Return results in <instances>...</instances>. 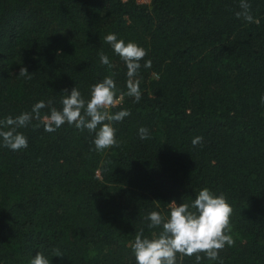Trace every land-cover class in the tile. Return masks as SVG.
<instances>
[{
    "label": "trees",
    "instance_id": "trees-1",
    "mask_svg": "<svg viewBox=\"0 0 264 264\" xmlns=\"http://www.w3.org/2000/svg\"><path fill=\"white\" fill-rule=\"evenodd\" d=\"M248 2L252 22L235 15L239 0H0V121L40 100L59 109L74 86L87 99L110 72L126 92L109 33L151 60L141 61L140 101L111 109L130 111L114 124L119 146L97 152L93 133L35 120L19 129L27 148L0 141V264H30L38 251L50 264H136L137 231L161 230L147 227L148 213L167 215L204 187L232 205L235 243L200 264H264V0Z\"/></svg>",
    "mask_w": 264,
    "mask_h": 264
},
{
    "label": "clouds",
    "instance_id": "clouds-1",
    "mask_svg": "<svg viewBox=\"0 0 264 264\" xmlns=\"http://www.w3.org/2000/svg\"><path fill=\"white\" fill-rule=\"evenodd\" d=\"M240 11L235 15L248 22L253 21L251 5L248 0H239ZM104 41L111 45L113 52L119 56L126 66V92H119L114 77L115 72L103 77L102 80L91 85L89 97L81 94L77 87L69 92L63 90L61 108L53 106V101H37L31 111H23L16 117L8 116L0 121V141L2 145L12 151H20L28 146V138L19 129L26 128L32 121L33 128H39L43 124L47 132H55L65 123L74 126L80 131L87 130L93 133V144L97 152L104 151L113 146H119L116 139V128L114 124L121 122L130 115L126 108L112 113L111 109L119 107L123 97L134 98V102L141 99L140 91V69L141 61L147 56V50L134 41L125 42L117 38L115 33H109ZM100 62L111 70L115 65L103 51L99 53ZM144 68H151V60H144ZM20 76L31 79L30 72L26 67L19 69ZM119 92V95H118ZM264 103V96L261 97ZM44 108L49 109L48 114L41 113ZM141 140L149 139V129L141 126L138 129ZM202 136L192 139L193 146L201 144ZM233 207L228 202L226 195L221 192L214 194L209 188H201L191 201L177 204L169 202L167 215L161 211H151L145 217L150 221L149 229L160 228L151 236L144 235V229L137 231L134 242L131 244L136 264H178L177 257L182 260L184 256H195L196 264H200L203 256L209 260L220 259L219 253L225 246L234 245L231 232V216ZM53 255L63 256L57 248ZM30 264H50V260L41 252H37L30 260ZM222 264V261H221Z\"/></svg>",
    "mask_w": 264,
    "mask_h": 264
},
{
    "label": "rangeland",
    "instance_id": "rangeland-1",
    "mask_svg": "<svg viewBox=\"0 0 264 264\" xmlns=\"http://www.w3.org/2000/svg\"><path fill=\"white\" fill-rule=\"evenodd\" d=\"M140 2H148L149 0H139Z\"/></svg>",
    "mask_w": 264,
    "mask_h": 264
}]
</instances>
